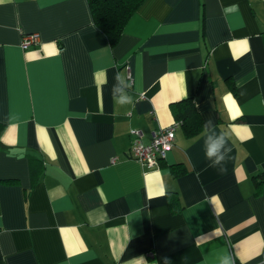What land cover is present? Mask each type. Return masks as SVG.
<instances>
[{"label":"crops","instance_id":"1","mask_svg":"<svg viewBox=\"0 0 264 264\" xmlns=\"http://www.w3.org/2000/svg\"><path fill=\"white\" fill-rule=\"evenodd\" d=\"M189 97L229 134L226 170L181 124L144 167L131 131L150 143ZM0 130V264L264 261V0H145L115 46L89 0H0Z\"/></svg>","mask_w":264,"mask_h":264},{"label":"trees","instance_id":"2","mask_svg":"<svg viewBox=\"0 0 264 264\" xmlns=\"http://www.w3.org/2000/svg\"><path fill=\"white\" fill-rule=\"evenodd\" d=\"M144 2L145 0H89V5L94 23L106 34L111 46H115L120 41L127 23ZM173 110L176 121L181 124L188 137L196 136L204 130V119L191 97L175 102ZM172 169L175 175L184 171L178 165H173ZM254 180L259 193L264 183V171L256 174ZM169 199L173 210L178 211L179 197L169 194Z\"/></svg>","mask_w":264,"mask_h":264},{"label":"clouds","instance_id":"3","mask_svg":"<svg viewBox=\"0 0 264 264\" xmlns=\"http://www.w3.org/2000/svg\"><path fill=\"white\" fill-rule=\"evenodd\" d=\"M232 7L235 8L236 6ZM115 80L116 84L112 88V97L114 102L121 107L133 105L135 101L130 92L133 87L132 83L119 72L116 73ZM229 97H231V95H229ZM235 115H240V112L238 111ZM203 127L205 130V157L208 161H210L211 167H219L220 171L223 172L226 170L223 165L228 159V153L231 151L228 147L230 136L224 131L217 132L213 121L210 119L205 122ZM158 194H164L163 187H161ZM222 264H230V258H224L222 260Z\"/></svg>","mask_w":264,"mask_h":264},{"label":"built area","instance_id":"4","mask_svg":"<svg viewBox=\"0 0 264 264\" xmlns=\"http://www.w3.org/2000/svg\"><path fill=\"white\" fill-rule=\"evenodd\" d=\"M41 43V35L38 32L24 34L21 46L28 49ZM180 123L176 122L169 127H161L154 133L150 143L141 141V133L138 130H132L135 135L130 148L131 155L137 159L144 167L153 168L159 166L160 162L167 156L175 144L176 129ZM260 264H264V261Z\"/></svg>","mask_w":264,"mask_h":264},{"label":"snow or ice","instance_id":"5","mask_svg":"<svg viewBox=\"0 0 264 264\" xmlns=\"http://www.w3.org/2000/svg\"><path fill=\"white\" fill-rule=\"evenodd\" d=\"M226 99L229 101L230 105L234 108L235 107V102L232 100V98L231 97H227ZM238 111L239 110L236 109L235 113H238Z\"/></svg>","mask_w":264,"mask_h":264}]
</instances>
